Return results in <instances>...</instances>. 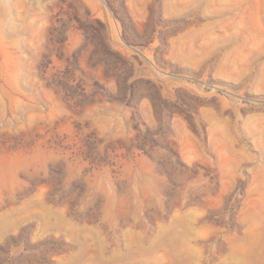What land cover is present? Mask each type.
<instances>
[{"label":"rangeland","instance_id":"374dc122","mask_svg":"<svg viewBox=\"0 0 264 264\" xmlns=\"http://www.w3.org/2000/svg\"><path fill=\"white\" fill-rule=\"evenodd\" d=\"M0 264H264V0H0Z\"/></svg>","mask_w":264,"mask_h":264}]
</instances>
